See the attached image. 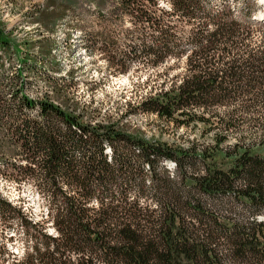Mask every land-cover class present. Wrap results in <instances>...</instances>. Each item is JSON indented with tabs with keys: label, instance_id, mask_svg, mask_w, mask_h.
I'll list each match as a JSON object with an SVG mask.
<instances>
[{
	"label": "trees",
	"instance_id": "1",
	"mask_svg": "<svg viewBox=\"0 0 264 264\" xmlns=\"http://www.w3.org/2000/svg\"><path fill=\"white\" fill-rule=\"evenodd\" d=\"M89 2L99 14L108 5L115 18L129 20L128 32L139 34L129 55L153 59L155 66L184 58L185 75L137 111L175 128L201 126L211 144L168 147L113 125L91 126L80 115L29 99L22 71L0 75V135L44 188L56 234L46 236L0 198V222L11 215L20 227L38 229L36 236L24 235L30 253L12 264H264V221H257L264 210V22L251 21L253 0L237 14L213 0ZM161 3L167 10L159 9ZM16 48L0 28V54L13 53L27 65L28 56L21 59ZM163 162L173 163L179 186L190 192L163 203L150 239L121 223L113 194L135 182L136 170L146 169L151 183L160 184L155 172ZM191 192L239 203L249 210L248 221L216 218ZM185 210L199 228L185 225Z\"/></svg>",
	"mask_w": 264,
	"mask_h": 264
},
{
	"label": "rangeland",
	"instance_id": "2",
	"mask_svg": "<svg viewBox=\"0 0 264 264\" xmlns=\"http://www.w3.org/2000/svg\"><path fill=\"white\" fill-rule=\"evenodd\" d=\"M249 1L213 0V3L226 5L237 14ZM253 2L254 16L264 15V0ZM159 9L167 10L163 3ZM102 12L99 14L89 0H0V28L17 47L20 58H29L28 64L23 65L13 53L0 54V75L9 78L22 71L24 93L29 99L47 101L66 113L80 115L82 121L91 126L113 125L135 139L168 147L184 149L193 144L201 148L211 144V137L202 135L201 126L175 128L154 115L137 111L145 99L177 84L185 75V60H169L155 66L153 59L141 58L136 53L129 55L130 49L138 47L139 34H130L128 31L133 28L129 20L115 18L108 5ZM187 31V27L183 29L184 36ZM233 144L234 139H231L227 145ZM125 154L131 156L132 153ZM25 165L15 147L0 135V198L20 210L32 226H42L46 236L55 237L47 216L44 188ZM194 172L199 173L198 167ZM133 173L135 182L113 194L117 199L113 205L118 208L122 224L150 239L155 238L163 203L169 198L181 200L190 190L179 186L170 162L161 163L155 172L160 184L151 183L146 169L143 174L138 170ZM166 179L172 182L170 186L163 183ZM191 193L194 200L216 218L248 221L249 210L239 203L213 201ZM107 197L105 206L111 199ZM95 205L92 203L91 207L97 210ZM183 220L187 227L199 228L191 212L185 210ZM257 221H264V210ZM20 226L11 215L1 220L0 264H12L30 253L31 240L27 242L24 235L36 236L38 229Z\"/></svg>",
	"mask_w": 264,
	"mask_h": 264
},
{
	"label": "bare ground",
	"instance_id": "3",
	"mask_svg": "<svg viewBox=\"0 0 264 264\" xmlns=\"http://www.w3.org/2000/svg\"><path fill=\"white\" fill-rule=\"evenodd\" d=\"M259 17H261V18H257V19H261L262 21L264 20V16H259Z\"/></svg>",
	"mask_w": 264,
	"mask_h": 264
},
{
	"label": "water",
	"instance_id": "4",
	"mask_svg": "<svg viewBox=\"0 0 264 264\" xmlns=\"http://www.w3.org/2000/svg\"><path fill=\"white\" fill-rule=\"evenodd\" d=\"M259 16V15H258ZM256 20V19H255ZM261 20V19H260Z\"/></svg>",
	"mask_w": 264,
	"mask_h": 264
}]
</instances>
